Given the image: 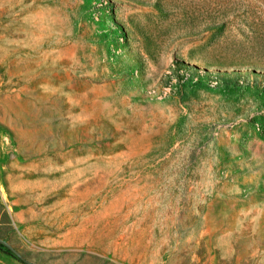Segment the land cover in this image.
<instances>
[{
    "label": "rangeland",
    "instance_id": "1",
    "mask_svg": "<svg viewBox=\"0 0 264 264\" xmlns=\"http://www.w3.org/2000/svg\"><path fill=\"white\" fill-rule=\"evenodd\" d=\"M0 264H264V0H0Z\"/></svg>",
    "mask_w": 264,
    "mask_h": 264
},
{
    "label": "water",
    "instance_id": "2",
    "mask_svg": "<svg viewBox=\"0 0 264 264\" xmlns=\"http://www.w3.org/2000/svg\"><path fill=\"white\" fill-rule=\"evenodd\" d=\"M0 243H2L1 241H0ZM3 245H4V243H2ZM4 246H7V245H4ZM8 247V246H7ZM9 248V247H8ZM10 249V248H9ZM11 250V249H10Z\"/></svg>",
    "mask_w": 264,
    "mask_h": 264
},
{
    "label": "trees",
    "instance_id": "3",
    "mask_svg": "<svg viewBox=\"0 0 264 264\" xmlns=\"http://www.w3.org/2000/svg\"><path fill=\"white\" fill-rule=\"evenodd\" d=\"M0 244H2V243H0ZM3 245V244H2Z\"/></svg>",
    "mask_w": 264,
    "mask_h": 264
}]
</instances>
